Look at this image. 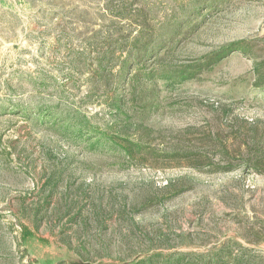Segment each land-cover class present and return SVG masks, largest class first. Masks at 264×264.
Listing matches in <instances>:
<instances>
[{"label": "rangeland", "instance_id": "1", "mask_svg": "<svg viewBox=\"0 0 264 264\" xmlns=\"http://www.w3.org/2000/svg\"><path fill=\"white\" fill-rule=\"evenodd\" d=\"M194 1L0 0V264H130L230 239L264 259V168L251 166L264 151V92L253 57L234 52L175 88L160 81L130 118L116 116L141 145L132 159L71 144L36 109L111 121V85L94 88L86 68L104 35L130 43L140 28L159 35L190 19L194 30L148 66L194 63L245 38L264 58V0L197 11Z\"/></svg>", "mask_w": 264, "mask_h": 264}, {"label": "trees", "instance_id": "2", "mask_svg": "<svg viewBox=\"0 0 264 264\" xmlns=\"http://www.w3.org/2000/svg\"><path fill=\"white\" fill-rule=\"evenodd\" d=\"M219 1L221 0H195L194 7L196 11L204 7L211 8L218 6ZM192 22L190 19L182 22L175 21L168 26L169 30L160 31L161 34L159 35L147 27L140 28L138 35L130 43L124 41L117 43L118 39H114L113 35H104L105 45L91 44L96 54L93 56V63L90 64L92 69L86 68L91 72L89 78L94 81L92 86L94 88L97 86L107 88L111 85L113 91L106 101L112 112L109 123L100 126L79 111L63 113L64 111H59L57 107L38 106L36 109L40 121L49 118L48 122L59 123L63 129L64 138L71 144H84L86 148L92 151L118 153L123 154L127 159H132L140 150L141 145L122 135L121 132L125 131L120 126L119 121L116 120V116L119 114L127 115L128 109L143 98L147 91L153 96L158 95L160 86H162L160 81H163L165 86L175 88L178 83L198 77L205 70L218 65L230 54L239 52L254 58L253 86L264 92V58L259 53V46L247 38L229 42L187 65L171 67L170 65L156 64L152 68L146 64L150 57H154L156 62L163 51L171 50L179 36L192 32L197 26ZM115 44H119V46ZM72 64L74 68H79L73 59ZM144 106L153 109L157 105L155 103L150 105L147 102ZM126 107L128 108L125 109ZM27 109V107H22L21 111L25 115H29ZM127 117L129 116L127 115ZM255 157L256 159L251 166L254 170H263L264 151L260 149L251 159ZM24 230L27 231L28 229L25 227ZM239 244L230 239L218 248L207 252L190 250L174 251L168 254L150 253L130 264H264L263 258L253 255L249 248Z\"/></svg>", "mask_w": 264, "mask_h": 264}]
</instances>
